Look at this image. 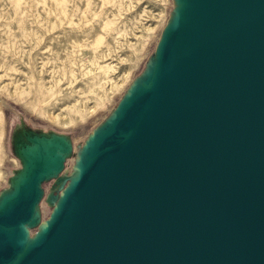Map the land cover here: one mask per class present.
<instances>
[{
    "label": "water",
    "instance_id": "obj_1",
    "mask_svg": "<svg viewBox=\"0 0 264 264\" xmlns=\"http://www.w3.org/2000/svg\"><path fill=\"white\" fill-rule=\"evenodd\" d=\"M171 21L149 85L26 244L50 173L29 160L0 209V264H264V0H183Z\"/></svg>",
    "mask_w": 264,
    "mask_h": 264
},
{
    "label": "rangeland",
    "instance_id": "obj_2",
    "mask_svg": "<svg viewBox=\"0 0 264 264\" xmlns=\"http://www.w3.org/2000/svg\"><path fill=\"white\" fill-rule=\"evenodd\" d=\"M110 1L116 6L109 10L112 15L109 11L103 13L102 8L95 11L94 25L90 23L84 32L92 30L90 36L97 43L105 38L102 29L107 28L115 35L113 47L100 55L101 65L98 66L92 67L89 54L75 56L78 80L70 84L65 76L59 83L62 91L59 86L54 89V95L44 100L39 82L51 87L53 78L61 74L55 69L53 57L55 36L62 31V26L53 25L52 20L42 23L31 5L19 0H0V134H3L0 174L6 173L5 180L0 182V197L7 199L26 179L31 168L28 158L31 153L40 158L46 154L39 143L49 146L57 136L66 140L64 148L67 151L60 166L40 179L35 214L27 223L30 236L37 234L50 218L75 174V165L83 148L89 139L93 142L99 135L94 137L92 133L108 122L133 82L147 71L176 8V0ZM80 19L82 23L89 22L85 11L80 13ZM44 27L46 30L42 29ZM105 64L112 65L109 76L117 82L113 90L102 97L109 85L108 81H99L101 67ZM77 105H88L91 109L87 120L75 127L53 124L46 117L50 109L56 115H70ZM36 137L38 141L34 139Z\"/></svg>",
    "mask_w": 264,
    "mask_h": 264
},
{
    "label": "bare ground",
    "instance_id": "obj_3",
    "mask_svg": "<svg viewBox=\"0 0 264 264\" xmlns=\"http://www.w3.org/2000/svg\"><path fill=\"white\" fill-rule=\"evenodd\" d=\"M19 1L20 3H25V4L33 6L36 17L40 19L42 23L51 22L52 20L53 25L62 26V31L59 33L58 36H55L56 53L53 57L55 69H57L58 72H60L61 74L60 76H58V78H55V79L53 78V82L50 83L51 87H49V84H46L43 81L39 82V84H41V86L40 85L39 86L44 96V100L54 95V89L60 86L59 83L65 78V76L68 77V81L70 82V84H73L74 82L78 80L79 68L76 66V64H74L75 56H82L85 54H89L90 55L89 59H90V63L92 67L98 66V65H101L100 55L104 51L109 52V50L114 45L115 35L113 33H109L110 31L107 28H106L107 30L106 29L103 30L101 28L102 33H105L106 36L103 40L99 39L97 43L91 37L92 30H89L91 32H84L85 28H87V26L90 23L92 24V21H93L92 17L95 16V11H98L102 8L103 13H104V12H108L110 9H113V7L114 9H116L115 8L116 6H114L115 4L113 1H110V0H19ZM51 4L54 6V8L51 6ZM182 4H183V0H176V8H175V12L172 15V21L178 15ZM52 9L54 10V13H52ZM84 11L89 17V22L87 21L88 23L87 22L82 23L80 19V13H83ZM105 16L107 17V14ZM94 28L95 27L93 26V29ZM42 29L46 30L45 27ZM56 40H57V43H56ZM155 65H156V57L154 58L153 56L151 62L148 65L147 71L142 77L137 78L133 82L132 86L126 93V96L124 97L123 102L135 90L142 88V87H147L149 85L151 81V77L154 72ZM101 68H102V74L100 75L99 81L109 82V85L107 87L108 89L106 88L103 92L102 97H104L108 91L110 92L113 90V87H115V84L117 81H115L113 78H110L109 76V73L113 71L112 70L113 67L111 64H105L104 66L102 65ZM59 90L62 91V86L59 87ZM63 90H67V89H63ZM120 104H119L120 107L118 106L119 108L116 109V111H114L112 117L108 120V122L105 125H103L100 130L93 132L91 136L95 137L97 134H101L110 125L111 121L113 120V118L115 117V115L118 113L119 109L122 106V104L121 105ZM76 107L77 108H75L74 111L70 115H66V116L56 115L53 112V110L50 109L49 111H47L46 117L53 124H59L60 126H63V127H75L79 125L80 123H83L87 120L88 115L90 114L89 111L91 109L89 108L88 105H82V106L77 105ZM34 139L38 141L39 138L36 137ZM34 139H33V143H34ZM64 140H65L64 138L57 136L55 141L51 143L49 146L43 143H39L41 146L40 149L45 150L47 155L43 154V157L40 158L39 155H37L36 153H31L30 156L28 157L30 160V163L32 165L36 163H40V165L42 166L41 174L46 173V172L55 171L57 167L61 164L62 159L64 157V153L67 151V149L65 151V148H64ZM89 140L86 146L83 148L80 158L77 160V163L75 165L76 171H75L73 178L78 174V172L80 171V169L82 168V166L84 165L85 161L88 158V155L90 152V149H88V147L90 146V144H92V140L91 141ZM2 149H3V134L1 133L0 134V151ZM5 174L6 173L0 174V182L2 180H5ZM5 204L6 203H5L4 198L0 197V209H2L5 206ZM57 206L58 205L55 206L53 213L55 212ZM46 222L41 225L39 232L33 236H30V234H28L27 223L23 224V228L28 235L26 239V244H29L31 241H33L36 238V236L43 230V228L47 224Z\"/></svg>",
    "mask_w": 264,
    "mask_h": 264
}]
</instances>
